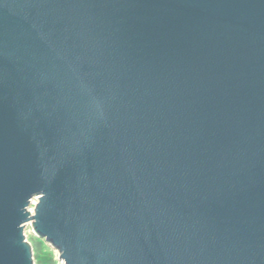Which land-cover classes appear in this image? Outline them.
Here are the masks:
<instances>
[{"label": "water", "instance_id": "obj_1", "mask_svg": "<svg viewBox=\"0 0 264 264\" xmlns=\"http://www.w3.org/2000/svg\"><path fill=\"white\" fill-rule=\"evenodd\" d=\"M264 264V0H0V264Z\"/></svg>", "mask_w": 264, "mask_h": 264}, {"label": "rangeland", "instance_id": "obj_2", "mask_svg": "<svg viewBox=\"0 0 264 264\" xmlns=\"http://www.w3.org/2000/svg\"><path fill=\"white\" fill-rule=\"evenodd\" d=\"M26 235V240L32 245L33 249H34V253H35V249L36 247H38L37 245L40 244L41 246L39 247V254H37V257L35 259V264H39V260L40 262H44V263H48L49 262H54L55 264H62V262H60L58 260V253L53 250L52 248H50L47 244H45L43 241H40L39 239H37L33 233H32V229L31 227H28V229L25 232ZM40 242V243H38Z\"/></svg>", "mask_w": 264, "mask_h": 264}, {"label": "trees", "instance_id": "obj_3", "mask_svg": "<svg viewBox=\"0 0 264 264\" xmlns=\"http://www.w3.org/2000/svg\"><path fill=\"white\" fill-rule=\"evenodd\" d=\"M38 243H40V242H38ZM38 247H36V249H35V253H34V257H37L36 255L37 254H39V247L41 246L40 244H38L37 245ZM36 259V258H35ZM39 264H48V263H44V262H40V260H39ZM49 264H55L54 262H49Z\"/></svg>", "mask_w": 264, "mask_h": 264}, {"label": "built area", "instance_id": "obj_4", "mask_svg": "<svg viewBox=\"0 0 264 264\" xmlns=\"http://www.w3.org/2000/svg\"><path fill=\"white\" fill-rule=\"evenodd\" d=\"M63 264V263H62Z\"/></svg>", "mask_w": 264, "mask_h": 264}]
</instances>
